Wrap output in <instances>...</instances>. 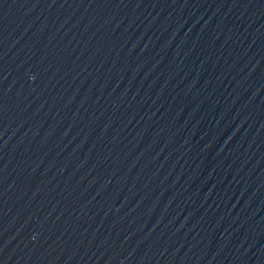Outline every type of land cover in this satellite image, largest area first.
<instances>
[{
  "label": "water",
  "instance_id": "obj_1",
  "mask_svg": "<svg viewBox=\"0 0 264 264\" xmlns=\"http://www.w3.org/2000/svg\"><path fill=\"white\" fill-rule=\"evenodd\" d=\"M0 264H264V0H0Z\"/></svg>",
  "mask_w": 264,
  "mask_h": 264
}]
</instances>
